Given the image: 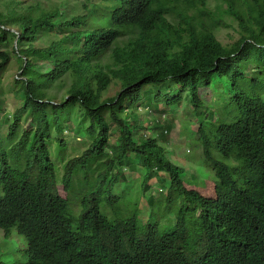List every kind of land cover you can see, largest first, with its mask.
<instances>
[{"label":"trees","instance_id":"obj_1","mask_svg":"<svg viewBox=\"0 0 264 264\" xmlns=\"http://www.w3.org/2000/svg\"><path fill=\"white\" fill-rule=\"evenodd\" d=\"M14 63L0 264H264V0H0V99ZM184 101L214 178H185L163 132L139 134V106ZM74 106L89 143L58 174L47 142L64 146ZM158 174L166 192L147 197Z\"/></svg>","mask_w":264,"mask_h":264},{"label":"rangeland","instance_id":"obj_2","mask_svg":"<svg viewBox=\"0 0 264 264\" xmlns=\"http://www.w3.org/2000/svg\"><path fill=\"white\" fill-rule=\"evenodd\" d=\"M221 0H208V6L211 10L214 9V6L220 3ZM225 7V4H222V8ZM223 18L228 21L230 16L228 14H223ZM14 31V30H13ZM15 32V31H14ZM217 38L223 43H229L237 37L235 27H223L221 26L216 31ZM46 42V37H41L37 40V43L43 44ZM18 69L16 64H10L4 75L2 76V86L5 90L3 95H1L0 102L3 106L12 107L13 101L10 93L6 91L12 82V78L18 75ZM260 84H264V79L260 81ZM115 89H110L109 94L113 95L116 92ZM202 94H208L207 90H201ZM262 97L264 98V91L262 92ZM208 101V99L206 100ZM163 110V111H162ZM163 114V115H162ZM138 124L141 127H147V130L139 131V134L144 136H156L159 133L163 132L164 134V147L167 151V157L174 164L184 168L185 178H190L195 175L196 178L206 179L214 178V175L211 170L204 168L201 162V152L196 140L193 138L194 133L198 127V121L194 114L191 112L190 106L187 101H184L180 106L176 107H165L161 111L154 110L153 107H148L147 105L139 106L138 112ZM157 124V127H156ZM87 126V121L81 114V110L77 107H69L65 111V118L62 121L63 132L60 135L61 140L63 141L64 146H56V140L53 138L52 141H48V148L50 147V157L53 162H55L58 169V174L62 173V166L64 162L76 155H79L82 150L89 143L85 140L83 144L82 139L84 136V129ZM7 125L3 122V119H0V137H3L7 130ZM114 135L110 137V143H115ZM82 143V144H81ZM175 145L176 148H174ZM199 159L201 164L199 163ZM126 172L128 170H125ZM139 173V172H136ZM133 174V177L139 176V174ZM56 177V173H55ZM130 179L131 176L129 175ZM162 179L161 175L154 176L150 182V191L147 194V197L152 195L153 197H159V193L165 194L166 188L163 185H160L158 181ZM165 186L169 183L168 178H165L163 182ZM133 186V185H132ZM161 187L163 191L161 192ZM145 200V197H144ZM145 205V204H144ZM143 219L147 216L144 214ZM0 238L2 240V233L0 232ZM18 241L15 240V244ZM10 252H7L4 255H1L0 258L6 260V256L12 255L13 243L8 242ZM6 244L0 243V253L2 252V247ZM17 250V249H16ZM11 258V257H10ZM12 259V258H11Z\"/></svg>","mask_w":264,"mask_h":264}]
</instances>
